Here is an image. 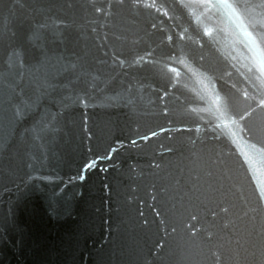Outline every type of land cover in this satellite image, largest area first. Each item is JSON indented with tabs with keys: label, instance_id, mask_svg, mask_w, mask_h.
<instances>
[{
	"label": "water",
	"instance_id": "obj_1",
	"mask_svg": "<svg viewBox=\"0 0 264 264\" xmlns=\"http://www.w3.org/2000/svg\"><path fill=\"white\" fill-rule=\"evenodd\" d=\"M0 264H264V0H0Z\"/></svg>",
	"mask_w": 264,
	"mask_h": 264
}]
</instances>
